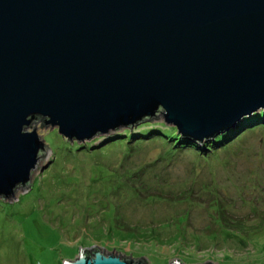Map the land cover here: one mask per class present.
I'll return each instance as SVG.
<instances>
[{"label":"water","instance_id":"95a60500","mask_svg":"<svg viewBox=\"0 0 264 264\" xmlns=\"http://www.w3.org/2000/svg\"><path fill=\"white\" fill-rule=\"evenodd\" d=\"M261 112L264 0H0V197L49 148L27 130L39 117L85 142L163 115L209 142ZM65 264L143 263L96 249Z\"/></svg>","mask_w":264,"mask_h":264},{"label":"rangeland","instance_id":"374dc122","mask_svg":"<svg viewBox=\"0 0 264 264\" xmlns=\"http://www.w3.org/2000/svg\"><path fill=\"white\" fill-rule=\"evenodd\" d=\"M256 119L208 150L178 130L110 138L125 128L76 150L37 119L27 130L49 148L30 186L0 197V264H65L96 249L143 264H264V115ZM150 123L166 125L163 115Z\"/></svg>","mask_w":264,"mask_h":264},{"label":"trees","instance_id":"16d2710c","mask_svg":"<svg viewBox=\"0 0 264 264\" xmlns=\"http://www.w3.org/2000/svg\"><path fill=\"white\" fill-rule=\"evenodd\" d=\"M263 115H264V112H261L259 114H255L254 116H252L250 118H246V121L247 122H256L257 120H260V119H256V118H262ZM38 119H43V117H39ZM150 120H151V118L143 119L136 126L131 125V126L125 128V131L120 132V133L118 132L115 135L111 136L110 138H114L115 136H117V138H118L120 136H126V134H128V137H126L124 140L129 141V138L131 136L130 132L132 130H134L133 136L136 135L137 133H135V132H138V131H141L139 135H145L147 132H149L148 130H151L150 132L158 131V135L160 137H163L164 135L172 136L173 134L177 133V128L174 127V126H168L167 124L164 125L163 123H155V124H153V123H150ZM129 130H131V131H129ZM224 136L227 137V135H221V136L216 137V138L218 140L220 138H223ZM180 138L184 140L183 142H185V143H190L191 142L190 144H192V139L182 138L181 136L179 137V139ZM225 139L226 138H224V140ZM215 143H216L215 141L212 142V143H209L208 141H205L203 145H204V147L205 146L206 147L209 146V147H207V150H208V148L212 149L214 147ZM85 144H86L85 146L90 148V147H92L93 142L85 143ZM71 146H72V149H76V150H77V148H80V147L84 148L85 147L84 145H81L77 141L73 142V144ZM86 252H87V254H91L90 251H86ZM125 258H129V257L125 256Z\"/></svg>","mask_w":264,"mask_h":264},{"label":"bare ground","instance_id":"6f19581e","mask_svg":"<svg viewBox=\"0 0 264 264\" xmlns=\"http://www.w3.org/2000/svg\"><path fill=\"white\" fill-rule=\"evenodd\" d=\"M197 142H200V141H197Z\"/></svg>","mask_w":264,"mask_h":264}]
</instances>
